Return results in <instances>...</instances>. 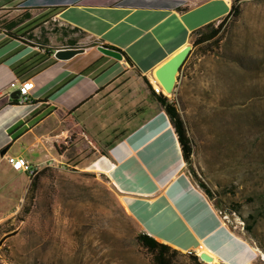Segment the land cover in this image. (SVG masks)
<instances>
[{
  "label": "rangeland",
  "instance_id": "rangeland-1",
  "mask_svg": "<svg viewBox=\"0 0 264 264\" xmlns=\"http://www.w3.org/2000/svg\"><path fill=\"white\" fill-rule=\"evenodd\" d=\"M23 2L0 0V23L7 9ZM239 6L241 14L230 21L220 46L191 53L174 91L167 94L176 98L194 143L192 164L179 159L176 170L184 168L175 184L199 198L205 195L215 209L218 222L209 240L226 230L231 244L210 246L206 237L198 238V247L204 244L221 255L219 259L216 253L215 264H264V0H241ZM211 8L191 11L189 21L208 19ZM129 76L118 84L140 94L126 95V119L153 100L141 89L143 79ZM60 129L63 153L38 168L36 187L30 189L34 178L9 167L8 160L0 165V264H154L136 240L141 221L109 177L115 164L107 156L92 163L96 149L85 134L76 136L64 121ZM24 147L18 142L11 152L17 155ZM129 147L125 139L112 152L118 156L119 149ZM195 171L213 191L216 205L199 186ZM235 203L241 205L238 212ZM249 214L257 217L252 232L243 220ZM172 229L165 228L164 234L173 236ZM198 247L182 252L198 255ZM176 264L197 261L184 254Z\"/></svg>",
  "mask_w": 264,
  "mask_h": 264
},
{
  "label": "crops",
  "instance_id": "crops-1",
  "mask_svg": "<svg viewBox=\"0 0 264 264\" xmlns=\"http://www.w3.org/2000/svg\"><path fill=\"white\" fill-rule=\"evenodd\" d=\"M23 4L7 9L0 23V165L8 160L14 169L10 159L18 157L44 165L60 154L57 145L64 121L67 130L76 136L84 133L92 142L96 149L92 163L107 156L115 164L109 177L143 231L181 251L197 248L200 237H206L210 246L231 244L226 230L209 240L218 218L207 197L199 198L183 184H175L184 168L176 170L180 153L168 128L167 113L143 77L154 84V71L191 43L194 30L224 18L232 0H201L188 9L181 8L183 0H24ZM204 5L212 7L209 18L189 21V13ZM51 6L62 8L50 11ZM25 11L32 16H25ZM10 19L16 21L12 30L41 23L18 39L9 35V23H3ZM100 44L124 51L133 64L125 56L120 60L104 54L98 49ZM76 47L84 51L66 60L47 54V49ZM128 75L143 79L141 89L153 100L126 119V95L140 94L118 84ZM28 78L35 83L30 102L11 103ZM15 80L17 85L11 87ZM118 130L122 131L108 139ZM125 139L130 147L119 149L118 156L113 154ZM18 142L25 147L13 155ZM169 227L174 229L171 237L164 234Z\"/></svg>",
  "mask_w": 264,
  "mask_h": 264
},
{
  "label": "trees",
  "instance_id": "trees-1",
  "mask_svg": "<svg viewBox=\"0 0 264 264\" xmlns=\"http://www.w3.org/2000/svg\"><path fill=\"white\" fill-rule=\"evenodd\" d=\"M240 1L241 0H232V5L229 13L221 20L211 21L193 31L191 36V42L194 48L191 50L190 55L191 53H194L198 50H202L204 53H208L212 50L213 47L216 48L220 46L222 36L224 32L228 29L230 21H236L241 14V9L239 6ZM190 4L191 3L185 2L183 7L181 8L188 9ZM48 8L50 11H53L62 8V6H51ZM23 14L29 18L32 16L27 11L23 12ZM14 22H16L14 21V19H10L8 21H4L3 23L4 25H8L9 23V31H8L9 35L13 38H18V39H23V35L31 32L37 25L41 23V22L40 23L31 22L29 25H26V29L24 30L22 29L12 30V27L14 26L12 23ZM106 46L117 49L115 46H111V45H106ZM54 52H55L54 50L47 49V54L49 56H54ZM122 52L126 60L129 63L133 64V61L130 58V56L126 54L124 51ZM190 55L188 56V58L190 57ZM185 63L182 65L181 69L183 68ZM143 78L146 84L148 85L151 94L161 104V106L169 116L168 117L166 115V119L176 140V146L178 148V152L180 153L179 159L182 161L184 165H186V163L192 164V159L194 155V143L190 136L186 120L183 116L181 108L178 105V102L176 101V98L174 96L170 97L164 92L157 93L150 79L147 76H144ZM11 103L13 104L18 103V98H14ZM57 149L61 154L63 153L62 150L59 149V145H57ZM181 149L183 156L181 155ZM102 153L106 154V152H102ZM194 173L198 179V184L203 190V192L211 200H213V203L216 205V202L214 201L215 195L211 190V188L208 186V184L205 181H203L198 177L196 171ZM36 186H37V181L36 178H34L31 181L30 189ZM247 200H252V199L249 197L247 198ZM234 205H235L234 208L235 210L233 211L238 212L240 210L241 205L239 203H235ZM243 220L245 221V228L249 232H252L257 222L256 215L249 214L248 217L244 218ZM136 240L143 248H145L151 254L154 264H176V258L184 254H187L195 258L197 264H204L199 258V256L195 254L194 251H192L191 253L190 252L183 253L181 250L173 247L172 245L166 242L158 240L157 238H155L154 236L143 230L136 235Z\"/></svg>",
  "mask_w": 264,
  "mask_h": 264
},
{
  "label": "water",
  "instance_id": "water-1",
  "mask_svg": "<svg viewBox=\"0 0 264 264\" xmlns=\"http://www.w3.org/2000/svg\"><path fill=\"white\" fill-rule=\"evenodd\" d=\"M192 48L193 47L191 43L187 44L155 70V80L157 81V83L164 86V88H166L171 93L176 87V83L178 81V74L180 73L182 65L185 63L188 56L190 55ZM98 49L104 54L112 56L116 59L121 60L124 58V55L120 50L110 48L103 44L98 45ZM83 51V47L60 48L54 52V56L58 59L66 60ZM16 97L18 98L19 94H17ZM6 151V148L3 149L1 151V154H5ZM198 256L204 262H211L214 260V257L206 251L200 252Z\"/></svg>",
  "mask_w": 264,
  "mask_h": 264
},
{
  "label": "built area",
  "instance_id": "built-area-1",
  "mask_svg": "<svg viewBox=\"0 0 264 264\" xmlns=\"http://www.w3.org/2000/svg\"><path fill=\"white\" fill-rule=\"evenodd\" d=\"M18 81H12L10 83L11 87H15L17 85ZM154 89L157 93L164 92L162 85L159 83L153 84ZM35 87V83L32 79H27L21 82V84L18 87V103L20 104H26L30 102V94L31 90ZM12 163V167L16 170H21L26 172L29 177L35 178L38 174V165H34L29 159L24 157H18V158H11L10 159ZM192 252V251H190Z\"/></svg>",
  "mask_w": 264,
  "mask_h": 264
},
{
  "label": "bare ground",
  "instance_id": "bare-ground-1",
  "mask_svg": "<svg viewBox=\"0 0 264 264\" xmlns=\"http://www.w3.org/2000/svg\"><path fill=\"white\" fill-rule=\"evenodd\" d=\"M229 1H230V0H229ZM169 58H170V57H169ZM155 74H156V71H154L153 76H152V79H153L154 84H157V81L155 80ZM162 88H163V91H164L166 94H168V95L171 94V92L168 91L166 88H164V86H162ZM181 214H182V213H181ZM190 227H191V225H190ZM198 240H199V239H198ZM197 250L199 251V253L202 252V251H206V252H208L209 254H211V255L214 257V260L211 261V262H209L210 264H215V263L217 262V260H218V258H217V254H216V252H215L211 247H208V246H206V245H204V244H200ZM256 250L261 254L260 249L256 248ZM78 258H79V256H78ZM86 258H87V257H86ZM84 260H85V259H84ZM86 261H87V260H86ZM76 262H77V261H76ZM78 262H79V261H78ZM78 262H77V263H78ZM89 262H90V261H89ZM80 263H81V262H80Z\"/></svg>",
  "mask_w": 264,
  "mask_h": 264
}]
</instances>
